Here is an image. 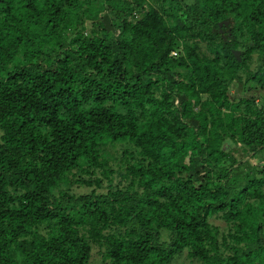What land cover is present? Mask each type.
Returning <instances> with one entry per match:
<instances>
[{
  "label": "trees",
  "instance_id": "obj_1",
  "mask_svg": "<svg viewBox=\"0 0 264 264\" xmlns=\"http://www.w3.org/2000/svg\"><path fill=\"white\" fill-rule=\"evenodd\" d=\"M182 256L264 264V0H0V264Z\"/></svg>",
  "mask_w": 264,
  "mask_h": 264
},
{
  "label": "rangeland",
  "instance_id": "obj_2",
  "mask_svg": "<svg viewBox=\"0 0 264 264\" xmlns=\"http://www.w3.org/2000/svg\"><path fill=\"white\" fill-rule=\"evenodd\" d=\"M235 94V89H232L231 90V95L233 96ZM73 190L75 191V192H81V191H84V189H79V188H77L76 186H74L73 187ZM211 223H213L215 226H217V227H221V228H223V227H225V225H224V222H222L219 218H217V217H215V218H212L211 219ZM187 261H186V259H185V257L184 256H182V257H179V258H176L175 260H174V264H185Z\"/></svg>",
  "mask_w": 264,
  "mask_h": 264
},
{
  "label": "built area",
  "instance_id": "obj_3",
  "mask_svg": "<svg viewBox=\"0 0 264 264\" xmlns=\"http://www.w3.org/2000/svg\"><path fill=\"white\" fill-rule=\"evenodd\" d=\"M172 55H175V53H172Z\"/></svg>",
  "mask_w": 264,
  "mask_h": 264
}]
</instances>
